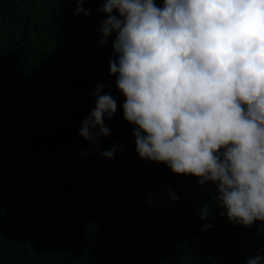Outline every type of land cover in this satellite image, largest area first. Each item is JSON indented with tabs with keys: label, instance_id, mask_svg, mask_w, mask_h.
I'll list each match as a JSON object with an SVG mask.
<instances>
[{
	"label": "trees",
	"instance_id": "16d2710c",
	"mask_svg": "<svg viewBox=\"0 0 264 264\" xmlns=\"http://www.w3.org/2000/svg\"><path fill=\"white\" fill-rule=\"evenodd\" d=\"M102 4L86 0L84 15L76 0H0V264H245L264 223L234 226L214 185L137 155ZM101 83L117 110L92 147L78 133Z\"/></svg>",
	"mask_w": 264,
	"mask_h": 264
},
{
	"label": "clouds",
	"instance_id": "9594fccd",
	"mask_svg": "<svg viewBox=\"0 0 264 264\" xmlns=\"http://www.w3.org/2000/svg\"><path fill=\"white\" fill-rule=\"evenodd\" d=\"M85 2L76 0V14H89ZM98 11L100 44L115 34L109 74L139 158L214 185L234 226L264 223V0H103ZM106 87L96 86L78 133L92 147L117 110ZM208 217L204 205L199 218ZM261 252L245 264H264Z\"/></svg>",
	"mask_w": 264,
	"mask_h": 264
}]
</instances>
